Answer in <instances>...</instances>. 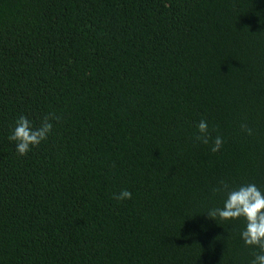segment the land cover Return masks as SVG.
Wrapping results in <instances>:
<instances>
[{
  "label": "trees",
  "instance_id": "trees-1",
  "mask_svg": "<svg viewBox=\"0 0 264 264\" xmlns=\"http://www.w3.org/2000/svg\"><path fill=\"white\" fill-rule=\"evenodd\" d=\"M221 181L264 190V0H0V264H251Z\"/></svg>",
  "mask_w": 264,
  "mask_h": 264
},
{
  "label": "clouds",
  "instance_id": "clouds-1",
  "mask_svg": "<svg viewBox=\"0 0 264 264\" xmlns=\"http://www.w3.org/2000/svg\"><path fill=\"white\" fill-rule=\"evenodd\" d=\"M58 119V118H57ZM243 131L248 135L252 130L246 125H241ZM53 124L50 117H45L39 126H34L33 122L26 116H19L15 122L9 140L14 142L16 154L25 156L31 149L38 147L45 142L52 133ZM195 140L203 144L209 143L208 123L201 120L197 125ZM223 138L219 135L212 140L210 151L215 153L220 150ZM217 192L226 194V199L222 207L210 209L207 217L215 221H234L242 219L244 229L240 233V239L245 246L253 247L258 251L254 255L251 264H264V190L255 184L240 185L230 188L228 184L221 181L215 189ZM132 193L124 189L115 196L117 201L129 200Z\"/></svg>",
  "mask_w": 264,
  "mask_h": 264
}]
</instances>
